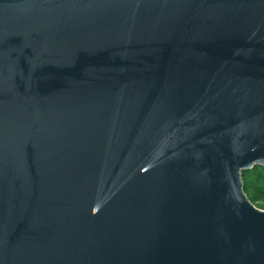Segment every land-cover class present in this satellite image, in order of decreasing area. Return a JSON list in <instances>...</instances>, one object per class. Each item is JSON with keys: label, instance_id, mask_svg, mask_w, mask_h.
I'll return each mask as SVG.
<instances>
[{"label": "water", "instance_id": "1", "mask_svg": "<svg viewBox=\"0 0 264 264\" xmlns=\"http://www.w3.org/2000/svg\"><path fill=\"white\" fill-rule=\"evenodd\" d=\"M264 0H0V264H264Z\"/></svg>", "mask_w": 264, "mask_h": 264}, {"label": "trees", "instance_id": "2", "mask_svg": "<svg viewBox=\"0 0 264 264\" xmlns=\"http://www.w3.org/2000/svg\"><path fill=\"white\" fill-rule=\"evenodd\" d=\"M243 190L249 200L258 208H264V167H254L242 171Z\"/></svg>", "mask_w": 264, "mask_h": 264}, {"label": "rangeland", "instance_id": "3", "mask_svg": "<svg viewBox=\"0 0 264 264\" xmlns=\"http://www.w3.org/2000/svg\"><path fill=\"white\" fill-rule=\"evenodd\" d=\"M260 209H263L264 210V208H260Z\"/></svg>", "mask_w": 264, "mask_h": 264}]
</instances>
